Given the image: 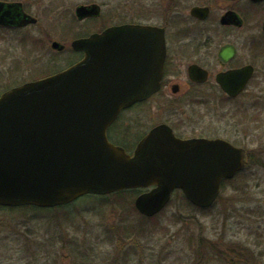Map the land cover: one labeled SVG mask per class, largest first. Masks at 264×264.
Returning <instances> with one entry per match:
<instances>
[{
    "label": "water",
    "instance_id": "95a60500",
    "mask_svg": "<svg viewBox=\"0 0 264 264\" xmlns=\"http://www.w3.org/2000/svg\"><path fill=\"white\" fill-rule=\"evenodd\" d=\"M144 32L142 25L114 26L75 40L74 48L85 50L81 61L0 96V205L54 207L148 188L134 202L151 217L177 189L196 206H212L224 179L246 166L244 148L221 138L182 139L167 125L146 135L134 154L108 139L123 109L160 88L161 64L143 62L150 58Z\"/></svg>",
    "mask_w": 264,
    "mask_h": 264
},
{
    "label": "flooded vegetation",
    "instance_id": "af4514ba",
    "mask_svg": "<svg viewBox=\"0 0 264 264\" xmlns=\"http://www.w3.org/2000/svg\"><path fill=\"white\" fill-rule=\"evenodd\" d=\"M42 1L0 0V65L11 60L0 74H27L13 75L4 91L80 61L85 50L75 49V40L114 26L142 25L143 52L150 54L143 62L161 64L160 88L119 114L108 128L109 140L132 153L154 128L167 125L182 139L221 138L244 148L248 167V149L213 133L212 126L227 116L237 129L244 116L253 118L264 108V0H51L52 6ZM70 2L72 9H60ZM81 7L87 8L82 16ZM37 54L42 57L36 61ZM69 54L77 58L57 70L53 58ZM37 64L40 74L33 77ZM135 109L139 132L129 114L125 118Z\"/></svg>",
    "mask_w": 264,
    "mask_h": 264
},
{
    "label": "rangeland",
    "instance_id": "374dc122",
    "mask_svg": "<svg viewBox=\"0 0 264 264\" xmlns=\"http://www.w3.org/2000/svg\"><path fill=\"white\" fill-rule=\"evenodd\" d=\"M41 4L52 6L51 0ZM72 6L59 5L61 10ZM75 58L69 54L53 61L59 70ZM10 61L0 66L7 69ZM40 68L37 64L31 75L37 77ZM17 73L0 74V93L13 75L16 79L27 75ZM26 79L30 78L17 83ZM139 110L125 114L138 132L142 124L134 117L140 116ZM255 113L253 118L244 116L237 129L228 124L234 118L213 121V133L241 142L250 156L248 167L223 186L213 208L190 209L180 192L155 219L146 220L128 204L123 209L112 196L109 201L115 205L91 213H82L77 204L63 212L59 207L0 208V264H229L225 253L240 248L264 262V108ZM77 201L85 205V196ZM233 254L237 256V251Z\"/></svg>",
    "mask_w": 264,
    "mask_h": 264
},
{
    "label": "trees",
    "instance_id": "16d2710c",
    "mask_svg": "<svg viewBox=\"0 0 264 264\" xmlns=\"http://www.w3.org/2000/svg\"><path fill=\"white\" fill-rule=\"evenodd\" d=\"M242 173V172H241ZM241 173L238 174V176L241 175ZM231 180H226L224 182V186L226 183H228ZM141 190L140 189H132V190H125V191H121V192H116L110 195H96V194H89L85 196V205H80L79 201H75L71 204L68 205H63L60 206V210L65 211L66 209L68 210L70 207H72L73 205L77 204V207H79V210L82 211V213H91V212H99L96 210H104L105 208H108L109 206L115 205V203L111 204V202L109 201V198L112 196L113 198H115L114 202H117L121 207H123V209L128 208L129 207L136 212L137 214H140L138 212V210L136 209L134 202L133 204H130L131 199L133 200V198H135V196L140 193ZM180 192V193H179ZM179 193L181 198L183 199V202L186 203L187 207L190 209H197V210H201V211H206L208 209L213 208L214 206L207 208V209H203V208H199L196 207L195 205H193L189 200H187V198L184 196V194L177 190L175 194ZM135 194V196H134ZM124 204H128L125 205ZM27 207H32V208H37V207H33V206H27ZM3 209H18V208H14V207H1ZM21 208V207H19ZM65 209V210H64ZM71 209V208H70ZM72 210V209H71ZM62 211V212H63ZM69 211V210H68ZM75 212V211H74ZM162 213V212H161ZM143 220L145 219H155L157 217V215L153 216V217H146L143 216ZM234 251H237V256L233 254ZM225 259L227 260V262L229 264H264V262H262L261 260H259V256H254L252 252H246L244 249H229L226 253H225Z\"/></svg>",
    "mask_w": 264,
    "mask_h": 264
}]
</instances>
